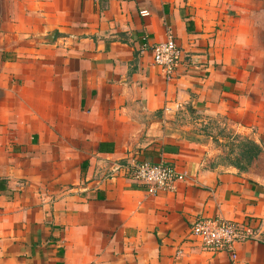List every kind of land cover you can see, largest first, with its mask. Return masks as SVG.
Instances as JSON below:
<instances>
[{
  "label": "crops",
  "instance_id": "1",
  "mask_svg": "<svg viewBox=\"0 0 264 264\" xmlns=\"http://www.w3.org/2000/svg\"><path fill=\"white\" fill-rule=\"evenodd\" d=\"M133 160L186 180L98 181ZM201 218L254 238L201 250ZM0 264H264V0H0Z\"/></svg>",
  "mask_w": 264,
  "mask_h": 264
},
{
  "label": "built area",
  "instance_id": "2",
  "mask_svg": "<svg viewBox=\"0 0 264 264\" xmlns=\"http://www.w3.org/2000/svg\"><path fill=\"white\" fill-rule=\"evenodd\" d=\"M139 15L147 16V12L141 11ZM150 50L153 66L159 69L165 81L170 80L179 58V51L172 39L168 37L164 42L152 45ZM118 175L143 187L149 194L167 191L174 183L186 180L184 173H178L169 165L133 160L112 164L98 181L113 179ZM253 231L251 221L233 222L217 218L196 219L190 227V234L199 248L209 252L228 249L231 253L233 244L253 239ZM231 258H234L232 253Z\"/></svg>",
  "mask_w": 264,
  "mask_h": 264
},
{
  "label": "trees",
  "instance_id": "3",
  "mask_svg": "<svg viewBox=\"0 0 264 264\" xmlns=\"http://www.w3.org/2000/svg\"><path fill=\"white\" fill-rule=\"evenodd\" d=\"M239 153L237 155V161L243 160L245 164L248 166L250 162L256 158L258 153L260 152L257 145L249 140H241L238 144ZM239 170H245V166H237Z\"/></svg>",
  "mask_w": 264,
  "mask_h": 264
},
{
  "label": "rangeland",
  "instance_id": "4",
  "mask_svg": "<svg viewBox=\"0 0 264 264\" xmlns=\"http://www.w3.org/2000/svg\"><path fill=\"white\" fill-rule=\"evenodd\" d=\"M215 126V125H214ZM214 126H211V128H214V132L215 133H217V130H220V132H224L225 134H229L230 132H231V129L229 128V126L228 127H226V125H224V126H220L219 124L218 125H216V127H214ZM227 128V129H226ZM229 138V137H228ZM235 141V139L234 140H232L231 142H229L230 143V145H231V149H233L234 148V146H238V144H239V142H241V140L240 139H238V140H236V142H234ZM237 149H238V147H237Z\"/></svg>",
  "mask_w": 264,
  "mask_h": 264
}]
</instances>
